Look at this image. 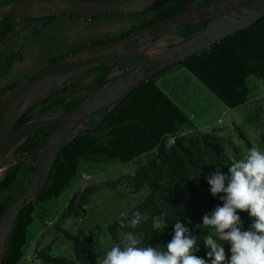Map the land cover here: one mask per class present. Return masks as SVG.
Segmentation results:
<instances>
[{
  "label": "trees",
  "instance_id": "trees-1",
  "mask_svg": "<svg viewBox=\"0 0 264 264\" xmlns=\"http://www.w3.org/2000/svg\"><path fill=\"white\" fill-rule=\"evenodd\" d=\"M188 1L171 0L141 14H111L81 20L69 15H61L44 20L43 22L48 26H43L45 27L43 33L47 38L46 41L49 42L51 39L50 43L61 45L68 41H62L60 31L67 30L73 21H81L83 28L90 31V34L83 37L79 35L69 41L71 46L64 54L66 55L91 44L124 37L167 19L179 12ZM8 20L10 19H0V24ZM105 21H124L125 30L116 36L96 35L95 29ZM205 24V20L190 24L181 34L194 33ZM108 65L99 64L88 69L73 78L70 83L94 73L92 81L86 88L89 90L105 75ZM179 67L188 70L212 95L228 107L242 105L246 101L245 79L253 76L264 81V18L250 28L232 34L185 59L173 69ZM153 80L154 78L137 87L104 122L97 125L94 119H90L83 123L84 126H97L92 134L74 138L59 152L41 196L35 202L51 201L58 194L69 189L76 182L74 181L77 176L76 170L81 163L116 160L132 165L128 173L118 175L114 180L74 190L59 212L58 219L82 218L90 197L101 190L124 189L129 194H136L143 188H148L149 193L141 203L109 226L108 234L113 245L121 241V232L131 231L135 234H143V246L158 245L164 248L172 239L173 226L178 219L198 238L199 251L195 254L207 260L206 253L209 249L205 247L202 238L210 229L202 225V217L206 213H211L217 205L222 206V201L219 199L221 194L216 197L211 195L206 177L217 170L227 175L228 167L233 161L224 151V139L214 132L187 133L179 130L178 126L185 123L186 118L163 95L153 94V90H156ZM84 86H78V89ZM65 98L67 93L61 90L40 103L46 104L48 109ZM105 112L103 111L99 116ZM236 130L249 147L250 143L242 130L237 126ZM45 140L46 137L40 140L37 149ZM261 143L264 144V132L261 134ZM28 170L29 168L24 166H19L16 170L15 167L7 170L0 186V212L28 188L35 169L27 175ZM78 178L76 177L77 180ZM33 203L22 210L12 227L6 245L8 254L3 264H18L20 261L19 248L23 243L18 241L17 232L19 228L27 226ZM136 211L141 214L148 213V219L142 221L136 228L128 226L122 228L121 222L127 225ZM162 212L167 213L168 226L162 232H155L151 217ZM238 215L246 229L252 218L247 212L239 210ZM65 235L73 243V259L51 257L40 249L34 251V259L40 264H81L80 260H83L82 264L98 263L97 255L91 249L89 241L78 240L68 233ZM225 250L228 251L227 245Z\"/></svg>",
  "mask_w": 264,
  "mask_h": 264
},
{
  "label": "water",
  "instance_id": "water-1",
  "mask_svg": "<svg viewBox=\"0 0 264 264\" xmlns=\"http://www.w3.org/2000/svg\"><path fill=\"white\" fill-rule=\"evenodd\" d=\"M171 0H10L0 3V19L26 22V27L61 15L89 19L111 14H141ZM190 0L179 12L124 37L88 45L51 62L31 80L9 89L0 97V182L15 165L35 168L28 188L0 212V261L12 227L32 202L41 196L59 152L74 138L94 132L116 107L144 82L166 74L172 68L222 39L246 30L264 18V0H214L194 8ZM200 30L177 35L184 27L200 21ZM10 41L0 43V53ZM136 64L120 69L119 64ZM111 63L92 88L60 113L72 96L14 128L20 117L35 104L68 86L81 73L99 64ZM106 111L101 116H98ZM94 118L96 126H84ZM37 131H47L44 144L30 157L12 151Z\"/></svg>",
  "mask_w": 264,
  "mask_h": 264
},
{
  "label": "rangeland",
  "instance_id": "rangeland-1",
  "mask_svg": "<svg viewBox=\"0 0 264 264\" xmlns=\"http://www.w3.org/2000/svg\"><path fill=\"white\" fill-rule=\"evenodd\" d=\"M128 26V25H127ZM124 21H105L95 29V34L116 36L125 30ZM62 41H72L77 36L89 35L90 31L83 28L81 21H73L67 30L60 31ZM10 42V41H8ZM7 42V43H8ZM13 45V44H12ZM15 46H13L14 48ZM44 51L42 47L22 62L14 64L20 68L27 64L33 56ZM9 50L5 51V54ZM88 80L79 82V86L87 85ZM154 95L161 94L173 107L179 109L186 122L180 124L179 130L187 133H210L224 139V151L232 160L247 156L249 149L255 147L264 151L261 134L264 132V81L258 77L248 76L245 79L246 101L238 107H228L212 95L202 83L185 68L171 69L166 74L153 80ZM189 123V124H188ZM236 126L247 137L250 146L239 136ZM132 165L120 161L84 162L77 168L76 182L66 191L58 194L51 201L34 202L30 208V220L25 228H19L18 241L21 258L18 264H40L34 259L35 250L40 249L51 257L74 258L73 243L66 238L68 233L78 240L89 241L90 247L97 255L98 263L111 249L113 243L108 234L109 226L148 195V188L136 194H129L124 189L115 191L101 190L90 197L85 215L80 219H58L59 212L65 206L69 195L74 190H81L92 185L114 180L118 175L128 173ZM83 263V260H80Z\"/></svg>",
  "mask_w": 264,
  "mask_h": 264
},
{
  "label": "clouds",
  "instance_id": "clouds-1",
  "mask_svg": "<svg viewBox=\"0 0 264 264\" xmlns=\"http://www.w3.org/2000/svg\"><path fill=\"white\" fill-rule=\"evenodd\" d=\"M206 180L211 195L221 194L222 201V206L202 217V225L210 229L202 238L209 249L207 260L195 254L199 251L198 238L177 219L166 247L143 246L142 233L121 232V241L111 247L100 264H264V151L253 147L246 157L231 163L227 175L217 170ZM238 210L252 218L246 229ZM148 215L136 211L127 225L121 222V227L136 228ZM166 217V212L151 217L155 232L168 226Z\"/></svg>",
  "mask_w": 264,
  "mask_h": 264
},
{
  "label": "flooded vegetation",
  "instance_id": "flooded-vegetation-1",
  "mask_svg": "<svg viewBox=\"0 0 264 264\" xmlns=\"http://www.w3.org/2000/svg\"><path fill=\"white\" fill-rule=\"evenodd\" d=\"M7 1L10 0H0V3ZM212 1L214 0H198L197 3L194 5V8L204 6ZM102 16H106V15H102ZM102 16H97L94 18H99ZM89 19H93V18H89ZM78 20H81V18H78ZM43 26L47 27L48 25L42 21L38 23L36 26L34 25V23H32L30 24V26L26 27V22L21 20H14V19H10L4 22L3 24H0V43L1 41H3V45H5L8 41L13 40V42L0 53V97L5 95V93L9 89L31 80L39 71H41L51 62H53L55 59L59 58L60 56L64 55L67 51H69L70 49L69 46H71L69 45L70 44L69 42H66L61 45H54L53 43H50L52 42L51 39L49 40V42L46 41L47 38L43 33L45 27ZM41 28L43 29L41 30ZM182 30L180 32H177L178 36L182 35L181 34L183 33ZM13 46L15 47L13 48ZM40 47H42L44 51L40 50L41 53L33 56V58H31V60L27 64H24L20 68L13 67L15 63L22 62L23 58H25V54L26 56H29V54H31L32 56L35 50H37L38 48L40 49ZM7 50H9V52L5 54V51ZM136 63L137 61L135 60L123 62L119 64V68L125 69ZM106 64H109L108 68L111 65V63H106ZM93 76L94 73L92 75L87 74V76H85L84 78L82 79L80 78L78 81L76 80V82L73 81L72 83H69L68 86L63 89V91L67 93V97L72 96V98L66 104H64L62 108L54 110L51 115L58 114L62 110L74 104L81 97L82 93L87 91L86 88L88 87V84H90V82L92 81ZM84 80H88L87 81L88 84L85 85L82 89H78L79 82H82ZM67 104H69V106ZM46 107L47 106L44 103L39 102L35 104L20 117V119L16 122L14 128H17L24 122L47 111L49 108L47 109ZM90 119H94V118H90ZM45 137H47V131H37L31 133L25 138V140L22 143H20L16 148H14L12 153L19 154L20 157L33 156L34 153L38 150L37 146L40 140H42ZM19 166H23V165H15L11 168L15 167L16 170L19 168ZM26 168H29V170L27 171V175L32 173V171L35 169L33 167H26ZM7 170L5 171V174ZM3 180L4 177L0 182V186ZM7 240L5 242V246L2 251V255H1L2 258L0 264H3V261L8 254L6 250Z\"/></svg>",
  "mask_w": 264,
  "mask_h": 264
}]
</instances>
